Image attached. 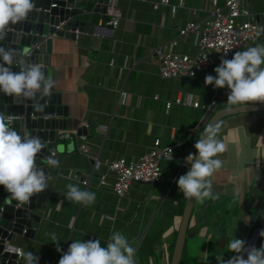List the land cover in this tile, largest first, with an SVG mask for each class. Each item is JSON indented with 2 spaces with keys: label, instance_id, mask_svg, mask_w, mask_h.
<instances>
[{
  "label": "crops",
  "instance_id": "obj_1",
  "mask_svg": "<svg viewBox=\"0 0 264 264\" xmlns=\"http://www.w3.org/2000/svg\"><path fill=\"white\" fill-rule=\"evenodd\" d=\"M97 1L76 3L86 12L76 18L93 23L92 32L75 31V39L53 37L49 56L56 82L53 91L60 94L70 120V127L59 132L74 134L72 139L55 140L64 151L58 150L54 157L59 167L47 166L49 187L43 207L34 210L40 218L32 222L33 234H14L12 243L16 250L32 251L38 264H58L72 241L98 239L106 247L111 234L119 231L135 248L137 264H170L185 200L176 181L189 170L185 158L195 154L196 128L205 124L204 110L174 100L190 98L206 106L215 97L217 108L226 107L230 90L204 84L206 75H216L217 65L188 79L161 77L157 52L194 53V34L180 35L179 31L192 14L199 21L207 18L211 0H182L174 13L167 5L154 8L157 0H109L122 15L116 27L108 23L106 13L92 12ZM169 2L178 4L179 0ZM249 7L263 22L264 0H249ZM6 30L15 32L12 25ZM257 44L264 45V34ZM165 100L173 101L168 109ZM218 123V138L226 145L217 157L224 164L212 177L213 192L219 198L203 204L194 201L180 264H218L217 256L227 260L236 255L227 248L234 238L244 240L245 249L260 248L264 111L229 115ZM80 127L86 130L87 156L77 151ZM158 137L175 152L172 160L161 162V182H135L120 200L110 188L112 173L107 176L109 184L99 183L107 171L105 162L118 157L138 160ZM70 183L95 192V203L84 206L67 200L62 193ZM53 233L61 251L52 242ZM242 255L246 259L247 251ZM17 264H25L24 259L19 258Z\"/></svg>",
  "mask_w": 264,
  "mask_h": 264
},
{
  "label": "clouds",
  "instance_id": "obj_2",
  "mask_svg": "<svg viewBox=\"0 0 264 264\" xmlns=\"http://www.w3.org/2000/svg\"><path fill=\"white\" fill-rule=\"evenodd\" d=\"M33 8V0H0V39L6 35L9 25L23 21ZM260 34H264V27L257 32V35ZM228 50H224L225 55ZM30 54L28 48L15 53L13 49L0 47V93L29 99L36 98L37 94L41 98L51 95L55 80L45 75L40 64L18 59ZM14 63L19 68L18 72L12 70ZM214 71L215 76H205L204 84L230 90L227 95L229 110L247 102H264V45L257 44L243 51H235L231 59L222 58ZM12 123V117L0 113V185L9 193L6 201H15L20 206L29 204L34 195L44 192L49 187L50 176L36 162L37 156L47 145L39 136L17 132ZM220 129V123L205 127L194 144L197 153H190L185 158L191 166L176 181L185 199L203 204L206 200L219 198V194L213 192L212 177L224 164L217 158L226 150V145L218 138ZM171 159L172 156L169 157ZM43 162L49 167H59L60 164L51 155ZM66 187L67 191L62 194L67 200L84 206L95 203V192L82 190L71 183ZM260 236L264 237V230L260 231ZM52 242L57 244V251H61L55 233L52 234ZM227 248L236 255L227 260L217 256L218 264H264V246L245 249V241L234 238L228 242ZM244 251H247L246 259L242 255ZM135 252L127 237L115 231L106 247H102L98 239L72 241L58 264H137ZM18 255L25 264H38L39 258L32 251H21Z\"/></svg>",
  "mask_w": 264,
  "mask_h": 264
},
{
  "label": "water",
  "instance_id": "obj_3",
  "mask_svg": "<svg viewBox=\"0 0 264 264\" xmlns=\"http://www.w3.org/2000/svg\"><path fill=\"white\" fill-rule=\"evenodd\" d=\"M81 0H33L34 8L27 17L12 27L15 32H8L0 41V47L13 49L20 53L24 48L30 49V56L18 57L28 63L40 64L46 76L52 78V68L49 66V56L52 52L53 37L75 39L77 33H90L94 30L93 23L84 18H76L86 14L85 10L76 6ZM109 0H98L94 5L93 13H106ZM63 23V24H60ZM77 31V33L75 32ZM12 70L18 72L14 63ZM264 111V102H251L244 105L228 106L214 110L203 126L201 134L209 124H216L222 118L240 113ZM0 113L12 117V127L23 133L27 132L39 136L47 145L37 156V164L44 168L47 174V165L43 162L51 151L60 150L61 144L55 140L59 130L70 127L67 118V108L61 104L60 94L51 89V95L34 99L23 96L12 97L0 93ZM84 127L77 128V135H85ZM200 134V136H201ZM72 144H70L71 146ZM197 150L195 149V154ZM44 192L34 195L31 202L18 206L15 201H6L9 193L0 185V262L17 264L16 246L12 243L14 234L31 236L32 222L38 221L40 216L34 210L43 207ZM194 200L185 199L182 215L177 230L170 264H180L183 254L186 232L191 217Z\"/></svg>",
  "mask_w": 264,
  "mask_h": 264
},
{
  "label": "built area",
  "instance_id": "obj_4",
  "mask_svg": "<svg viewBox=\"0 0 264 264\" xmlns=\"http://www.w3.org/2000/svg\"><path fill=\"white\" fill-rule=\"evenodd\" d=\"M159 5L170 7L171 13H174L182 5V0L178 4H170L169 0H157L154 2V8ZM194 13V12H193ZM106 14L110 17L108 23L116 27L121 19V12L113 8L112 2H108ZM264 27V21H259L255 14L250 10L249 0H223L220 4L218 0H211V9L209 16L203 20H196L195 15L186 22L185 26L179 31L180 35L187 32L194 34L195 52L192 54L163 52L158 50V73L163 78L188 79L195 77L199 72L208 71L213 65L219 66L222 58L230 59L235 51H243L248 47L257 45L260 35L257 32ZM225 49H230L225 55ZM125 92L121 91L123 99ZM157 98V96H155ZM178 104H191L195 108H201L205 112V121L217 109L219 99L213 97L206 106L200 105L190 98L174 100ZM172 100H165V108L168 109ZM200 131L199 126L196 128ZM73 134L70 131L59 132L58 139H72ZM80 142L77 145V151L87 156L88 146L85 142V135H79ZM171 151H170V149ZM53 158L55 151H51ZM175 155L174 147L171 145H162L161 138H156L150 150L142 155L138 160L128 161L124 157H118L105 162L106 173L101 174L100 184H109L107 182L108 173H112L113 180L110 182V188L117 199L126 198L130 192L131 186L135 182H147L157 184L162 180L163 160L172 159ZM171 159V160H172ZM264 246V237L260 242V247ZM17 260L21 258L17 249Z\"/></svg>",
  "mask_w": 264,
  "mask_h": 264
},
{
  "label": "trees",
  "instance_id": "obj_5",
  "mask_svg": "<svg viewBox=\"0 0 264 264\" xmlns=\"http://www.w3.org/2000/svg\"><path fill=\"white\" fill-rule=\"evenodd\" d=\"M202 129L199 131L198 135L196 136V140L200 137V134H201Z\"/></svg>",
  "mask_w": 264,
  "mask_h": 264
}]
</instances>
